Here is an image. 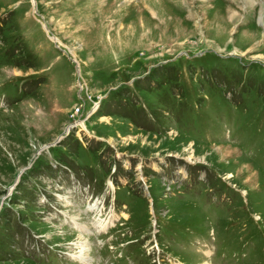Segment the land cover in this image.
<instances>
[{
	"label": "rangeland",
	"instance_id": "1",
	"mask_svg": "<svg viewBox=\"0 0 264 264\" xmlns=\"http://www.w3.org/2000/svg\"><path fill=\"white\" fill-rule=\"evenodd\" d=\"M179 261L264 264V0H0V264Z\"/></svg>",
	"mask_w": 264,
	"mask_h": 264
},
{
	"label": "trees",
	"instance_id": "2",
	"mask_svg": "<svg viewBox=\"0 0 264 264\" xmlns=\"http://www.w3.org/2000/svg\"><path fill=\"white\" fill-rule=\"evenodd\" d=\"M12 50V49H11ZM15 91L16 90H14V91H12V93L14 94L15 93ZM150 191V190H149ZM152 192L150 191V195H151V197H152V199H153V205H154V202H155V199H154V196H152V194H151ZM156 203V202H155ZM154 208H155V206H154Z\"/></svg>",
	"mask_w": 264,
	"mask_h": 264
},
{
	"label": "bare ground",
	"instance_id": "3",
	"mask_svg": "<svg viewBox=\"0 0 264 264\" xmlns=\"http://www.w3.org/2000/svg\"><path fill=\"white\" fill-rule=\"evenodd\" d=\"M253 1V0H252ZM193 144V143H192ZM194 146V145H193ZM81 251L84 252L85 251V247L82 245L81 246Z\"/></svg>",
	"mask_w": 264,
	"mask_h": 264
}]
</instances>
